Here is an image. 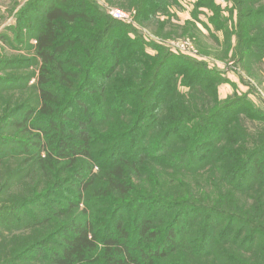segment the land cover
Listing matches in <instances>:
<instances>
[{
	"label": "trees",
	"instance_id": "16d2710c",
	"mask_svg": "<svg viewBox=\"0 0 264 264\" xmlns=\"http://www.w3.org/2000/svg\"><path fill=\"white\" fill-rule=\"evenodd\" d=\"M173 1L129 7L158 24ZM227 1L237 11L234 59L263 60L262 0ZM34 4L38 108L16 103L0 115V166L20 161L0 182V243L11 246L0 264H264L262 212L226 209L232 195L220 191L264 194V127L241 123L264 122V110L220 99L225 70L162 44L148 52L93 0ZM196 7L216 29L225 24L216 0ZM9 77L1 88L15 89ZM41 173L49 180L35 185ZM199 175L218 189L214 204L192 196Z\"/></svg>",
	"mask_w": 264,
	"mask_h": 264
},
{
	"label": "rangeland",
	"instance_id": "374dc122",
	"mask_svg": "<svg viewBox=\"0 0 264 264\" xmlns=\"http://www.w3.org/2000/svg\"><path fill=\"white\" fill-rule=\"evenodd\" d=\"M33 1L35 2V0H0V79L9 81L15 78L9 76H17L15 82L18 83L15 89L1 88L0 86V115L8 107L16 103L23 108H38L39 97L34 86L39 75L40 58L36 54L37 41L33 34L37 33L42 26L38 16L42 11V6L35 5ZM197 1L177 0L171 2L168 6V11L160 12L156 15L160 21L158 24H153L152 22L141 23L136 17V10L129 7L131 6V0H93V3L108 17L111 16L107 13V9L111 7L130 12L132 15L131 22L117 21L130 29V35L133 38L138 33L146 44L147 51L152 54H154L153 46L155 44H162L163 47L170 51L180 55L184 54L179 50L175 51L180 49L179 47L182 45L177 43L183 41L185 43L189 40L194 45L195 51L193 53L188 51L191 54L186 55L205 61L211 67L226 71V77L224 78L226 81H223L218 86L220 99L242 97L250 100L254 108L264 110V58L263 60H258V58L253 59L252 57L239 62L234 59V51L237 49L238 44L234 26L237 11L231 12L234 8L233 2L226 0L227 3L225 0H216L217 4L223 9L220 12L221 18L222 20L225 19L223 27L216 29L211 23V17L214 16L213 13L206 8L197 9ZM261 3L264 4V0ZM31 5L35 6L37 11L33 10ZM10 61L13 63H10ZM27 75H29L28 78ZM182 89L184 91L187 90L185 87H182ZM205 101H208L210 105L212 103L208 98ZM241 123L248 133H256L261 127H264V122L260 123L245 116L241 117ZM29 129V133L36 132L37 134H42V138L44 137L45 132L38 127L32 126ZM19 162L9 161L0 166V182L8 175L6 174L2 180L6 168H15ZM96 170L97 167L94 171ZM39 171L37 169L36 172ZM32 177L35 185L38 183V185L44 186L45 180H49L47 177H43L42 173ZM169 179L171 184L175 183L173 177H169ZM190 181L193 189L192 196L196 200L214 204V199L219 196L217 193L218 189L210 185L204 175L191 178ZM256 189L249 191V193H240L231 191L228 187H222L220 191L225 195L229 193H231L230 196L232 195L225 208L245 215L248 218L251 216L259 217L262 212L261 220L264 221V194ZM13 194L15 195L16 193ZM1 204L0 201V206ZM82 208H84V203L80 206V209ZM255 209H258L257 215L254 214ZM39 232L36 233L38 234ZM1 244L0 261L5 259V253L11 247Z\"/></svg>",
	"mask_w": 264,
	"mask_h": 264
},
{
	"label": "built area",
	"instance_id": "2783aa9c",
	"mask_svg": "<svg viewBox=\"0 0 264 264\" xmlns=\"http://www.w3.org/2000/svg\"><path fill=\"white\" fill-rule=\"evenodd\" d=\"M107 13L114 19L119 20V21H123V22H131L132 21V15L130 12L124 11L120 8H116V7H111L107 9ZM177 44H182L179 48L175 51H181L184 54H191L195 51L194 49V45L192 43H190L189 40H187L185 43L184 41L181 43H177ZM176 46V45H175ZM176 49V48H174ZM173 50V49H172ZM188 51H190L191 53H189ZM194 55V54H193Z\"/></svg>",
	"mask_w": 264,
	"mask_h": 264
}]
</instances>
